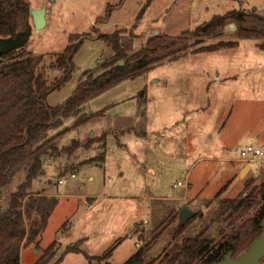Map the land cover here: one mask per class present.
Returning a JSON list of instances; mask_svg holds the SVG:
<instances>
[{
    "label": "rangeland",
    "instance_id": "obj_1",
    "mask_svg": "<svg viewBox=\"0 0 264 264\" xmlns=\"http://www.w3.org/2000/svg\"><path fill=\"white\" fill-rule=\"evenodd\" d=\"M26 2L30 11L46 10L45 27L33 29L22 49L28 57L43 56L48 66L53 55L80 45L70 80L47 98L51 108L74 96L85 73L103 74L114 55L103 36L122 32L129 56L166 36L176 41L154 57L178 59L168 56L92 100L82 108L88 120L81 126L79 117L70 118L49 132V138L63 133L59 155L44 157L30 193L58 203L39 243L22 249L20 264H124L141 247L147 262L166 264L186 239H226L233 227L218 219L220 201L247 197L264 181V157L245 162L253 157L243 155L245 135L258 138L254 148L264 152V0ZM229 13L237 19L197 33ZM248 31L256 37L247 38ZM212 47L218 50L208 52ZM62 76L48 71L49 85ZM74 143L80 148L70 154ZM26 177L27 169L2 192V210ZM184 207L200 217L175 238ZM73 246L80 253L66 254Z\"/></svg>",
    "mask_w": 264,
    "mask_h": 264
},
{
    "label": "trees",
    "instance_id": "obj_2",
    "mask_svg": "<svg viewBox=\"0 0 264 264\" xmlns=\"http://www.w3.org/2000/svg\"><path fill=\"white\" fill-rule=\"evenodd\" d=\"M29 12L26 0H0V39L15 38L27 31L32 22ZM108 12L109 16L110 9ZM228 19L236 20L237 13L215 17L199 28L197 33L213 32ZM247 34V38L256 37L251 31ZM71 40H77V37L72 36ZM100 40L111 46L114 52L113 57L103 65V74L94 78L90 73H85V80H82L74 96L64 106L56 108L48 106L47 98L70 80L73 59L80 45L69 46L62 54L53 55L54 62L48 66L43 56L30 58L22 50L0 55V196L27 169L26 180L10 196L7 209L2 210L0 206V264H20L22 249L39 243L57 207L56 197L30 193L34 181L42 174L44 157L59 155L57 143L63 133L49 138V132L70 118L79 117L77 127L81 126L88 120L82 119V108L92 100L126 80L145 75L168 60V56H172V61L178 59L177 53L154 57L176 41L166 36L149 39L132 56L125 51L122 32L103 36ZM216 50L215 47L207 49L208 52ZM14 57V62L2 63ZM121 61L124 62L122 67L119 66ZM48 71L61 72L63 76L49 85ZM89 143L84 146L86 149L90 148ZM78 148L80 145L74 143L68 152L73 154ZM258 202L262 203L259 210L252 218L246 219L248 212ZM199 217L196 214L184 225L179 224L174 237L182 236ZM217 217L233 227L226 239L216 242L202 238L203 235L186 239L166 264H218L227 253L232 252L235 258V255L248 249L262 233L264 181L247 197L220 201ZM220 233L224 235L225 230L222 229ZM73 252L80 253V250L74 246L66 249V254ZM146 256L147 249L141 247L124 264H156L155 260L147 262ZM41 261L36 264H44Z\"/></svg>",
    "mask_w": 264,
    "mask_h": 264
},
{
    "label": "water",
    "instance_id": "obj_3",
    "mask_svg": "<svg viewBox=\"0 0 264 264\" xmlns=\"http://www.w3.org/2000/svg\"><path fill=\"white\" fill-rule=\"evenodd\" d=\"M29 13L32 19V25L27 29V31L20 33L15 38L0 39V55H7L9 53L22 50L25 46H27L33 29L41 31L45 27V9H34ZM122 65L123 62L121 61L119 66ZM247 169L250 170V167H247L243 173ZM195 217V213H193L188 207H184L179 213L180 225H184L188 220ZM261 227V235L253 241L246 252L238 258H233V253L229 252L218 264H260V262L264 259V219L262 220Z\"/></svg>",
    "mask_w": 264,
    "mask_h": 264
},
{
    "label": "built area",
    "instance_id": "obj_4",
    "mask_svg": "<svg viewBox=\"0 0 264 264\" xmlns=\"http://www.w3.org/2000/svg\"><path fill=\"white\" fill-rule=\"evenodd\" d=\"M244 156H251L253 157L252 160H244L245 162H256L258 158L264 157V152L261 149H256L252 145H248L246 148V152L243 154ZM71 178H74V175H71ZM65 183V180H60L59 185H63ZM182 187H187V185H183L182 183H178L175 185V188H182Z\"/></svg>",
    "mask_w": 264,
    "mask_h": 264
},
{
    "label": "crops",
    "instance_id": "obj_5",
    "mask_svg": "<svg viewBox=\"0 0 264 264\" xmlns=\"http://www.w3.org/2000/svg\"><path fill=\"white\" fill-rule=\"evenodd\" d=\"M226 79H231V78H226ZM244 140H245V143H247V145H252V146H254L257 142H258V138H256V137H252L251 135H245L244 136ZM258 149H260V148H258ZM262 150V149H261ZM248 167H250V170H251V166H249L248 165ZM244 170V169H243ZM243 172V171H242ZM45 196H47V195H45ZM51 196V195H50ZM93 203V202H92ZM91 203V204H92ZM138 247H139V244H136V248L138 249ZM62 261V260H61ZM60 261V262H61Z\"/></svg>",
    "mask_w": 264,
    "mask_h": 264
}]
</instances>
